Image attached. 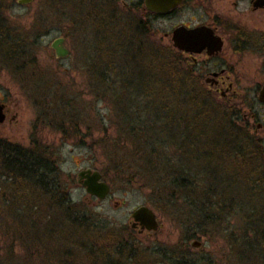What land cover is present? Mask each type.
<instances>
[{"label": "trees", "instance_id": "16d2710c", "mask_svg": "<svg viewBox=\"0 0 264 264\" xmlns=\"http://www.w3.org/2000/svg\"><path fill=\"white\" fill-rule=\"evenodd\" d=\"M94 5L90 6L91 22L99 41L89 65L93 76L92 89L89 87L92 94L115 108L117 128L112 144L107 139L103 145L98 142L109 165L115 164L113 171L110 167L114 175L104 171V176L113 184L117 176L124 183H129L123 179L126 176L146 180L163 202L165 186L170 188L168 203H179L177 197L182 194L185 208L182 215H175L185 217L191 226L189 239L211 237L215 228L230 224L244 209L255 226L253 232L260 231L256 226L264 225V202L260 204L262 197L256 189L264 190V172L251 162L249 148L231 146L234 130L218 101L194 83L169 46L145 47L141 38L126 34L130 26L113 14L108 21L109 10ZM3 7H9L6 0H0ZM1 14V64L17 75L32 70L31 85L40 86L45 74L34 51L26 53L25 44L4 25ZM80 21L83 23L81 17ZM33 35L34 47L37 34ZM130 38L138 42V50L128 44ZM47 92L49 89L43 93ZM60 125L63 130H78L67 118ZM47 153L37 141L24 147L0 138V218L6 220L1 219L0 242L6 251L0 254V264H22L16 250L25 245L30 253L35 250L49 257L43 264H204L180 257L174 250L144 246L130 227L110 230L103 219L72 200ZM234 163H240L239 170L233 169ZM220 190L227 195L219 197ZM259 206L261 210L256 212Z\"/></svg>", "mask_w": 264, "mask_h": 264}, {"label": "rangeland", "instance_id": "374dc122", "mask_svg": "<svg viewBox=\"0 0 264 264\" xmlns=\"http://www.w3.org/2000/svg\"><path fill=\"white\" fill-rule=\"evenodd\" d=\"M118 1L119 6L124 8L123 3L132 4L137 0ZM6 2L9 7L0 8L4 25L29 44L27 52L30 54L34 51L45 79L40 80V86H33L29 77L32 70L26 71L24 75L14 74L11 69L1 64L0 58V101L9 105L12 114H17L13 123L10 124L7 120L5 124L0 125V138L24 147H28L32 142H39L46 153L48 152L46 156L54 163L57 177L72 200L76 204H84L90 214L103 219L110 230L131 228L130 221L134 210L140 206H149L159 219V229L156 232L139 234L138 230L131 228L135 231V237L144 246L174 250L180 257L182 254L201 260L200 262L204 264H264V241H262L264 225H257L260 231L253 232L254 225L250 224L246 209L242 210L243 213L238 212L230 220V224L215 228L211 237L189 239L188 230L191 226L187 225L189 223L185 222V217L182 220L175 215V213L182 215V208H185L182 194L177 197L179 203L176 201L174 204L168 203L170 188L165 186L163 188L167 191L163 193L166 197L163 202L162 196L156 192L158 190L155 191L146 180L141 178L132 180L130 176H126L123 179L128 180L129 183L126 181L124 183L117 176L116 184H113L107 176H104V171L113 174L115 168L112 166L115 164L109 165L105 149L101 146L105 144L103 139L109 140V144L113 143L117 128L115 108L107 100L92 94L89 87L93 81L89 65L95 59L97 54L95 46L99 41L97 30L91 22L90 6L94 1L33 0L28 5H19L16 2L11 4L10 0ZM212 4L214 12L218 11L221 5L233 8L232 0H212ZM243 9H245L244 4L241 5V10ZM103 18L106 17L103 15ZM111 18L112 16L109 15L108 21ZM118 18L123 24L125 23L123 20L126 19L125 17ZM187 19L188 16L182 14L175 19V22H184ZM172 24L167 20L161 22L158 46L168 48V40L164 39L163 35L170 30ZM33 33L37 34V45L34 47L31 46ZM99 36L101 39L102 35ZM58 37L65 38V47L70 51L69 56L63 59L56 58L55 51L51 48L52 42ZM144 41L147 43L146 39ZM128 44L135 51L138 50V42L135 39L130 38ZM169 48L168 50L172 52ZM47 89L49 92L44 94V90ZM66 118L77 124L80 133L70 127L63 130L60 123L63 124ZM65 132L68 137L64 135ZM98 142H102V145ZM239 164L234 163L233 169L239 170ZM88 168L100 171L111 186V194L105 201L90 197L78 184V173ZM243 171L249 173L247 170ZM256 190L262 197H260L262 204L264 190ZM218 194L219 197L222 194L227 195L222 190ZM258 210H261L260 206L256 212ZM240 213L243 214L242 219L239 218ZM1 219L6 223L5 217L0 218V240L3 236ZM95 230L100 232L98 228ZM192 241L201 242L202 247L193 248ZM3 247V242H0L1 255L6 251V247ZM21 249H17L16 253L18 252V260H21L22 264H43L45 260L49 261V257L44 252L39 254L33 250L32 254L27 245ZM13 260L15 263L18 261Z\"/></svg>", "mask_w": 264, "mask_h": 264}, {"label": "flooded vegetation", "instance_id": "af4514ba", "mask_svg": "<svg viewBox=\"0 0 264 264\" xmlns=\"http://www.w3.org/2000/svg\"><path fill=\"white\" fill-rule=\"evenodd\" d=\"M92 1L104 6L116 19L125 17L124 25L131 28L126 34L141 38L145 47L157 49L161 36L159 26L165 20L171 21L173 24L163 38L168 40L175 61L195 84L218 101L234 130L231 146L234 149L249 148L251 162L264 172V0H232L233 8L221 5L216 12L212 0H181L168 12L148 9L146 0L123 3L125 9L119 6L118 0ZM242 4L245 5L243 10ZM182 14L188 19L175 22ZM180 27L188 30L204 28L198 42L205 47L200 51L176 47L174 36ZM18 42L24 43L27 51L29 44L21 36ZM0 104L5 122L16 121L17 114L11 113L9 105L4 101ZM252 178H256L255 175Z\"/></svg>", "mask_w": 264, "mask_h": 264}, {"label": "water", "instance_id": "95a60500", "mask_svg": "<svg viewBox=\"0 0 264 264\" xmlns=\"http://www.w3.org/2000/svg\"><path fill=\"white\" fill-rule=\"evenodd\" d=\"M33 0H18L19 5L31 4ZM181 0H146V6L150 10H159L160 12H168L170 9L177 6ZM204 28H197L188 30L180 27L176 30L174 41L175 46L183 50H197L200 51L205 45L198 42L202 39V31ZM64 38L55 39L51 48L55 51L56 58H66L70 51L64 46ZM262 99L264 100V90L262 92ZM5 115L3 114V106L0 104V123L5 122ZM78 184L85 189L86 193L98 201H105L111 194V186L103 178V175L98 170L83 169L77 175ZM130 226L134 230H138L139 234L144 232H156L160 227L159 219L152 208L149 206H140L132 213V220ZM191 246L195 249H200L202 243L199 241H192Z\"/></svg>", "mask_w": 264, "mask_h": 264}]
</instances>
